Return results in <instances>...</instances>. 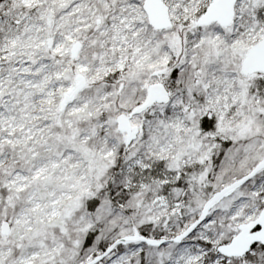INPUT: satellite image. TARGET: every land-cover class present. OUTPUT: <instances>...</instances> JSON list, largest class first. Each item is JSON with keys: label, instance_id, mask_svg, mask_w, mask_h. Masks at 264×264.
<instances>
[{"label": "snow or ice", "instance_id": "snow-or-ice-1", "mask_svg": "<svg viewBox=\"0 0 264 264\" xmlns=\"http://www.w3.org/2000/svg\"><path fill=\"white\" fill-rule=\"evenodd\" d=\"M0 264H264V0H0Z\"/></svg>", "mask_w": 264, "mask_h": 264}]
</instances>
